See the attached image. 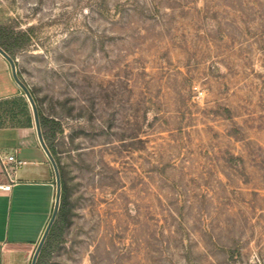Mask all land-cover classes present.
<instances>
[{
    "label": "rangeland",
    "instance_id": "rangeland-1",
    "mask_svg": "<svg viewBox=\"0 0 264 264\" xmlns=\"http://www.w3.org/2000/svg\"><path fill=\"white\" fill-rule=\"evenodd\" d=\"M0 29L63 127L42 264H264V0H0Z\"/></svg>",
    "mask_w": 264,
    "mask_h": 264
},
{
    "label": "crops",
    "instance_id": "crops-1",
    "mask_svg": "<svg viewBox=\"0 0 264 264\" xmlns=\"http://www.w3.org/2000/svg\"><path fill=\"white\" fill-rule=\"evenodd\" d=\"M18 96L24 92L0 54V101ZM10 155L26 161L11 186L2 172V158ZM0 186V264H26L50 220L56 195L54 168L34 121L30 127L8 121L0 128Z\"/></svg>",
    "mask_w": 264,
    "mask_h": 264
},
{
    "label": "trees",
    "instance_id": "trees-1",
    "mask_svg": "<svg viewBox=\"0 0 264 264\" xmlns=\"http://www.w3.org/2000/svg\"><path fill=\"white\" fill-rule=\"evenodd\" d=\"M27 34L24 32H17L15 30L0 29V47L8 53L16 61V50L22 46L23 41H27ZM17 65V63H16ZM19 75V73H18ZM20 77V75H19ZM22 80V78L20 77ZM23 81V80H22ZM34 100L37 104V99L35 98L33 92H31ZM38 106V104H37ZM40 124L43 133L44 140L54 156L61 176L62 184V196L63 200L62 206L59 209L57 219L54 222L50 233L46 239V242L41 250L37 264H42L43 258L47 253V249L51 248L53 243L60 237L62 228L64 226L65 210H66V183L63 176V167L59 160L57 147L55 144L56 136L58 133L63 132V127L61 123L53 118H50L43 114L39 109ZM8 121L16 122L17 126H32L33 125V115L30 109V104L25 96H18L11 99L0 101V128L6 126Z\"/></svg>",
    "mask_w": 264,
    "mask_h": 264
},
{
    "label": "water",
    "instance_id": "water-1",
    "mask_svg": "<svg viewBox=\"0 0 264 264\" xmlns=\"http://www.w3.org/2000/svg\"><path fill=\"white\" fill-rule=\"evenodd\" d=\"M0 54L9 62L10 66H11V71H12V75L14 77L15 82L17 83V85L20 87V89H22V91L24 92L25 96L27 97V100L31 106L32 112H33V119H34V123H35V127L37 130V134H38V138L39 141L44 149V151L46 152L48 158L50 159L52 166L54 168V172H55V177H56V196H55V204H54V210L53 213L50 217V220L46 226V229L36 247V250L34 252L31 264H37L39 255L41 253V250L46 242V239L50 233V230L54 224V222L57 219V215L60 209V204H61V196H62V184H61V176H60V171L57 165V162L54 158V156L52 155L51 151L49 150L44 137H43V133H42V129H41V124H40V115H39V110H38V106L34 100V97L31 94L30 89L28 88V86L20 79L19 75H18V70H17V65H16V61L8 54L6 53L1 47H0Z\"/></svg>",
    "mask_w": 264,
    "mask_h": 264
},
{
    "label": "built area",
    "instance_id": "built-area-1",
    "mask_svg": "<svg viewBox=\"0 0 264 264\" xmlns=\"http://www.w3.org/2000/svg\"><path fill=\"white\" fill-rule=\"evenodd\" d=\"M25 164L26 161L18 160L14 155L2 158V172L9 181V186L16 183V174ZM1 186L5 187L4 185Z\"/></svg>",
    "mask_w": 264,
    "mask_h": 264
}]
</instances>
